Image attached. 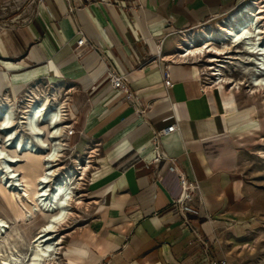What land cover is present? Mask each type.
<instances>
[{"label": "crops", "instance_id": "1", "mask_svg": "<svg viewBox=\"0 0 264 264\" xmlns=\"http://www.w3.org/2000/svg\"><path fill=\"white\" fill-rule=\"evenodd\" d=\"M109 1L0 0V92L14 96L41 78L73 87L70 144L98 152L88 162L97 212L85 254L69 253L80 258L74 264H206L172 206L179 174L198 185L199 214L188 216L215 246L246 216L234 135L257 124L251 108L226 113L220 91L178 51L188 32L245 0ZM78 31L87 42L80 55L72 50ZM167 65L172 87L163 82ZM108 70L128 77L138 101L111 87Z\"/></svg>", "mask_w": 264, "mask_h": 264}, {"label": "rangeland", "instance_id": "2", "mask_svg": "<svg viewBox=\"0 0 264 264\" xmlns=\"http://www.w3.org/2000/svg\"><path fill=\"white\" fill-rule=\"evenodd\" d=\"M251 1L254 0H245L244 4L250 3ZM257 1H261L264 4V0ZM236 11L234 10V12ZM234 12L232 11L231 14H227L222 18L207 23L203 27L200 26L188 32L183 43L189 39L194 41V38L198 43L202 42V39H205L204 32L206 31V33L214 35L212 41L215 46L223 47L226 45L231 47L228 39H224L225 36L220 34L219 25H222L225 20L229 21V18ZM231 24L235 25V22H231ZM231 49V53L218 56V61L214 63L207 61L211 55L210 53L200 60L192 59L191 57H181L180 60L192 63L199 68L201 80L205 86L209 87L211 85L210 87H216L214 82L218 81L217 77L219 75L212 74L214 71L213 68L220 69L221 77H228L241 82L239 88H235L234 90H231L233 85H223L224 92L226 94L233 92L236 105L242 110L248 108L254 109V115L251 120L257 124V127L247 131L241 130L234 135V143L239 155L238 171L245 184L248 199L247 213L241 222V228L225 230L218 237L217 244L211 246V248L213 253H215V257H218L217 255L219 254L226 259V264H264V91L261 90L254 94L251 93L252 85L249 79L252 77V74H248L241 69L242 58L240 57L244 54H242L243 52H234V50L240 49V47H231ZM178 52L180 53V51ZM228 55L235 57L230 59L226 57ZM218 65L222 67H218ZM72 89L73 87L66 80H59L52 83L48 78H41L27 84L16 97L13 95L10 96L16 109V114L21 116L28 102L36 99L38 96H44L46 91L49 92L46 95H49L51 98L55 97L61 102L70 98L72 102ZM2 90L4 92L2 96L3 102H6L4 96L9 93H7L8 90ZM42 126L46 131L48 130L46 124ZM22 130L24 136H26L27 131ZM65 149L63 151L64 155L58 161L60 163L59 166L64 167L61 171L63 173L65 172V174L68 173V169L75 170L78 163L83 165L84 159L89 155H92L89 159L92 160L90 163L93 164L95 156L98 154L95 150L90 152V149L76 151L72 145ZM22 159L19 164L20 168L18 166L20 177L28 183L25 188L28 190L29 195L33 196L36 188V177L41 172L43 166L41 156L35 153H27L22 156ZM79 171L77 169V174H79ZM90 174V172L86 173L84 179L79 180L81 182L80 188L76 190L78 192L76 196L82 195L83 203L73 205L72 210L74 214L55 235L59 239L62 238L61 243L58 245L59 253L57 254V258L55 261L46 262V264H58L57 261L62 264H74L75 262L73 260L78 262L80 258H75L71 254L68 257L66 256L67 252L84 255L85 252L81 248L86 249L89 247L90 240L88 232L97 212V205L93 202L89 191ZM12 188L5 186L4 180L0 182V219H3L7 225L0 234V262L6 259L13 264L14 259L18 258L24 264L31 257L30 239L37 230L35 223L43 222L48 218V214L43 211H33V201L31 199H25L24 205L32 211V216L24 217V207L13 197Z\"/></svg>", "mask_w": 264, "mask_h": 264}, {"label": "bare ground", "instance_id": "3", "mask_svg": "<svg viewBox=\"0 0 264 264\" xmlns=\"http://www.w3.org/2000/svg\"><path fill=\"white\" fill-rule=\"evenodd\" d=\"M262 3L254 0L242 5L238 11L231 15L229 21L225 20L222 25H219L220 34L225 36L224 39H228L231 47H240L234 52H243L242 54H244L240 57L242 58L241 69L252 74L249 79L252 85V94L261 90L264 91V4ZM231 22H235V25ZM204 37L205 39L199 43L194 38V41L189 39L181 44L179 46L180 57L200 60L210 53L207 61L214 63L218 61V56L232 52L229 46H215L212 41L214 35L205 31ZM226 57L233 59L235 56L228 55ZM218 67L222 66L218 65ZM213 70L212 74L219 75L218 81L214 82V85L220 91L225 112L237 111L238 105H236L233 92L226 94L223 85H233L231 90H234L239 88L241 82L228 77H221L219 68H213ZM26 79L28 78L24 79L23 84L28 82ZM2 96L3 93L0 92V98ZM4 98H6V102H3V111L0 109V117L3 113V122L0 121V142H2V146L0 145V182L4 180L5 186L13 187L12 195L24 207V214L21 212L24 217L32 216V211L24 205L25 199L33 201V211H43L48 214V218L43 222L35 223L37 230L30 239L31 257L24 263L46 264V262L55 261L57 258L58 245L62 238L59 239L55 235L74 214L73 205L83 203L82 195L76 196L78 193L76 190L80 188L81 182L79 180L84 179L90 165L89 163L83 165L78 163L75 170L68 169L66 174L61 171L64 167L59 166L58 161L64 155L63 130L66 124L60 122L64 114L63 102L46 94L38 96L28 102L23 114L19 116L16 114L11 96L7 94ZM251 109L254 112V109ZM43 124L47 125V131L42 126ZM22 129L27 131L26 136H24ZM27 153L40 155L43 164L41 172L36 177V188L33 196L29 195L25 188L28 183L22 180L18 170V166L23 160L22 156ZM77 169L80 170L79 174H77ZM5 227H7L5 221L0 219V234ZM69 253L67 252L66 256L69 257ZM74 254L77 253L74 252ZM77 255L79 256V254ZM70 260L72 259L70 258ZM57 263L62 264L59 261ZM0 264L11 263L4 259ZM13 264L22 263L18 258H15Z\"/></svg>", "mask_w": 264, "mask_h": 264}, {"label": "built area", "instance_id": "4", "mask_svg": "<svg viewBox=\"0 0 264 264\" xmlns=\"http://www.w3.org/2000/svg\"><path fill=\"white\" fill-rule=\"evenodd\" d=\"M102 2L106 5H113L114 3L109 0H102ZM87 44L86 38L82 31H78L77 40L75 45L73 46V52L77 55H80L81 48H83ZM108 82L114 90L124 91L126 93L125 98L131 103L138 101L137 97L131 92L129 89V79L125 74L117 73L111 70L107 71ZM163 82L165 87H172L173 83L170 78L169 73V65L165 67L163 72ZM45 94H49L46 91ZM0 109L3 111V97L0 98ZM64 111L63 117L60 122H65V127L63 130V139H64V147L69 148L70 145V137L75 133V114L71 108V99L68 98L64 100ZM136 112L141 114L140 110L135 109ZM0 121L3 122V113L0 117ZM176 124L171 125L165 129H162L157 132L156 136L166 135L175 131ZM45 139V136H44ZM2 146V142H0ZM157 147H155V157L154 162H158L162 157L163 153L157 151ZM66 150V149H65ZM63 150V151H65ZM61 152V151H60ZM163 154V155H162ZM89 160V156L84 159V163L87 164ZM179 183L181 187V193L179 197L172 201V206L177 209V215L181 218L182 224L186 227L191 233V243L195 242L198 244L200 248V253L206 264H226V259L218 258L213 255L211 250L210 241L203 235L200 228L189 218V214L197 215L199 214V206L202 203L201 195L198 190V185L195 182H190L187 177L180 173L179 174Z\"/></svg>", "mask_w": 264, "mask_h": 264}]
</instances>
